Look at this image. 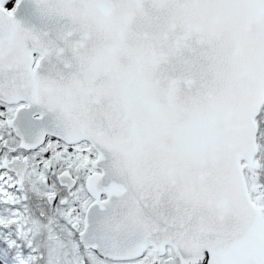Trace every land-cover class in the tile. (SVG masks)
Listing matches in <instances>:
<instances>
[{
    "label": "snow or ice",
    "instance_id": "6c2138e0",
    "mask_svg": "<svg viewBox=\"0 0 264 264\" xmlns=\"http://www.w3.org/2000/svg\"><path fill=\"white\" fill-rule=\"evenodd\" d=\"M0 264H264V0H0Z\"/></svg>",
    "mask_w": 264,
    "mask_h": 264
}]
</instances>
